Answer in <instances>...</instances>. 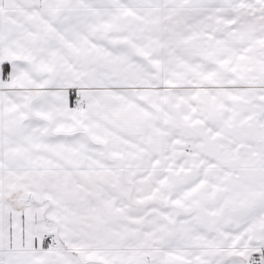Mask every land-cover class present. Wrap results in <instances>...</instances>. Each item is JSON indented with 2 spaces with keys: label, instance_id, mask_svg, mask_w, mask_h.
<instances>
[{
  "label": "snow or ice",
  "instance_id": "6c2138e0",
  "mask_svg": "<svg viewBox=\"0 0 264 264\" xmlns=\"http://www.w3.org/2000/svg\"><path fill=\"white\" fill-rule=\"evenodd\" d=\"M0 264H264V0H0Z\"/></svg>",
  "mask_w": 264,
  "mask_h": 264
}]
</instances>
